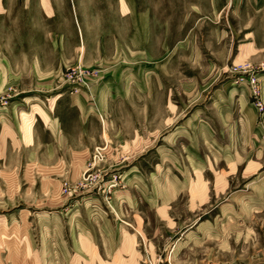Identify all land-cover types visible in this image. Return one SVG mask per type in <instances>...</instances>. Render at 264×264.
Wrapping results in <instances>:
<instances>
[{"label":"rangeland","instance_id":"1","mask_svg":"<svg viewBox=\"0 0 264 264\" xmlns=\"http://www.w3.org/2000/svg\"><path fill=\"white\" fill-rule=\"evenodd\" d=\"M93 2L95 13H124L125 21L117 18L115 37L94 29L84 44L73 0H0V264H264V0ZM80 67L95 71L85 88L90 95L104 69L133 70L125 86L143 107L138 113L125 106L77 179L66 174L55 180L46 168L49 158L29 160L24 148L15 156L20 145L13 129L28 133L30 114L48 100L35 97H49V106L58 90L72 92L77 84L68 79ZM252 76L255 84L248 81ZM168 99L179 105L180 115L166 125L171 120L161 121L159 107ZM149 101L158 110L145 106ZM237 102L251 109L245 106L253 119L247 134L242 124L219 118L222 106L243 112ZM201 116L208 123L205 133L213 135L203 147L201 188H187L167 211L140 205L135 222L127 221L139 224L141 233L125 223L132 229L125 241L129 251L106 252L103 243L88 247L80 239L83 250L68 230L54 236L47 229V213L64 209L67 204L55 203L66 198L101 197L114 211V190L133 167L154 197H162L157 183L165 135L180 125L190 128L187 120ZM99 146H107L105 159L95 167L97 178L83 186V172ZM232 147L240 157L227 156ZM168 160L173 168L182 161L176 155ZM111 180L116 184L110 188Z\"/></svg>","mask_w":264,"mask_h":264},{"label":"crops","instance_id":"2","mask_svg":"<svg viewBox=\"0 0 264 264\" xmlns=\"http://www.w3.org/2000/svg\"><path fill=\"white\" fill-rule=\"evenodd\" d=\"M93 1L73 0V9L77 16L78 28L84 44L85 39L94 36V29L106 30V32L110 30V33L115 37L118 24L117 18L119 17V20L123 18L124 20L122 21H125L124 13L119 15H116L114 11L95 13L94 9L97 4ZM133 15H135V12ZM133 73V70L128 74V71L106 68L97 77L98 79L92 82L91 95L86 90L81 93H72L70 89L69 91L58 90L55 93L56 95L52 97L53 102L51 101L49 106H46L50 99L49 97L45 95L36 96L35 98L37 99L41 98L40 100H42L45 98L48 100H42L43 104H38L35 112L30 114L33 123L28 133L17 135L13 129L16 135V143L20 145V147L18 146L20 151L15 156L21 155V151L24 148L23 151L28 150L29 160L40 157L49 158L51 164H47V166H50L46 168L50 169L52 178H56L55 180H59L60 176L67 177L66 174H71V179H74L76 175L77 179L91 157L94 146L106 140L109 136L111 123L113 125L118 123L115 120L116 116L118 114L121 115L126 108H131L133 112L136 109L139 113V109L143 107L135 101L132 95L134 91L132 92L129 88L126 89L127 85L125 86L126 81L130 80ZM41 74L43 75V72ZM37 89L39 88L37 87ZM20 105L24 104L20 103ZM235 105L237 110L244 111L241 113H236V111L230 113L227 106H222L219 108V118L226 123L242 124L244 134H247V126L250 128L253 124V119L248 120L245 114V106L248 104L237 102ZM145 106L158 110L155 102L154 104L151 101L146 102ZM178 107L179 105L172 103L169 99L165 101L159 107V118H161V121L163 122L164 119L166 124L168 120H171L170 123L166 124L168 125L177 120L180 115V111L177 110ZM248 111H251L249 105ZM26 114L29 115L27 112ZM189 119L187 123L190 128L186 129L183 125H180L178 129L165 135V143L162 147L164 159L162 164H160L163 175L157 183L162 197H154L152 191L149 190V182L145 181L144 178L142 180L137 178L134 175L135 169L133 167L128 169L123 176V186L114 190L110 203H112L115 213L101 197L87 196L68 203L65 202L66 198L59 203H55L57 207L67 204L64 209H60L61 211L59 212L47 213L52 218V226H47V229L53 231L54 236L56 232L64 234V230L66 232L69 231L68 234L70 236H75L73 243L82 246L83 250L86 249V246L82 244L81 241L83 240L80 241V239L86 240L87 244H89L88 247L95 246L101 242L107 246L105 248L106 252L118 253L122 248L129 251L125 241H127V237L132 235V229L125 223L141 233L136 229L140 227L139 224L136 225L127 221L135 222V214H140V205L147 204L153 209H164V211H167L173 200L179 198L187 188L191 190L201 188V183L205 177L203 174V147L205 141H213V135L208 134V132L205 133L204 125L208 123L203 120V116ZM230 119H233V122ZM153 120L151 122H154ZM20 125L21 127L23 126L21 123ZM244 134L243 138L246 143L249 139ZM160 149H157L158 153H160ZM262 151L264 153V149ZM174 155L182 159L177 165L180 173L179 177L175 175L177 168H173V164L168 160V158L172 159ZM240 155V152L235 147L229 148L227 152L228 157L236 158L240 157ZM224 156L226 157V155ZM14 167L12 170H14ZM187 169H190V172ZM158 171L160 170L158 169ZM183 173H189V176L183 177ZM153 177L155 178V176ZM154 178L152 181L156 180ZM154 187L156 186L154 185ZM135 189L137 191L140 189L138 198L135 197ZM196 194L197 192L194 195ZM59 226L61 230H59ZM61 243L62 245H68L65 240L61 241Z\"/></svg>","mask_w":264,"mask_h":264},{"label":"built area","instance_id":"3","mask_svg":"<svg viewBox=\"0 0 264 264\" xmlns=\"http://www.w3.org/2000/svg\"><path fill=\"white\" fill-rule=\"evenodd\" d=\"M74 72H73V74H70L69 79H68L69 81L75 82L77 84V85L73 84V87L71 88L72 93H77L82 88H84V90H86L85 88L88 89V87H89V81H88L89 78L88 77L93 76L95 71L93 72L91 70H85V69H82L80 67V68H78V70L76 71L75 74H74ZM248 81L251 82L252 84H255V82L257 81V78L252 76V78ZM261 108H262V106H261ZM106 149H107V146L96 147L91 161L89 162L87 168L83 172L82 181H81V184L83 186L90 184L91 181H93L95 178H97V176H98L96 173L97 169L95 167H97L105 159ZM115 184H116V182H114V180H111L110 185H109L110 188L115 186ZM63 188H64L65 192L70 190V186L68 183H65Z\"/></svg>","mask_w":264,"mask_h":264}]
</instances>
